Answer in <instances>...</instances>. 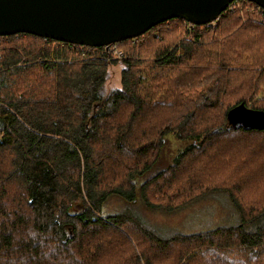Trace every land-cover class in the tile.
<instances>
[{
	"label": "trees",
	"instance_id": "obj_1",
	"mask_svg": "<svg viewBox=\"0 0 264 264\" xmlns=\"http://www.w3.org/2000/svg\"><path fill=\"white\" fill-rule=\"evenodd\" d=\"M119 47L0 35V264H264V129L228 120L264 111V8L173 18ZM169 136L182 148L146 177ZM140 179L169 212L224 191L241 222L164 236L103 212Z\"/></svg>",
	"mask_w": 264,
	"mask_h": 264
},
{
	"label": "water",
	"instance_id": "obj_2",
	"mask_svg": "<svg viewBox=\"0 0 264 264\" xmlns=\"http://www.w3.org/2000/svg\"><path fill=\"white\" fill-rule=\"evenodd\" d=\"M234 0H0V35L31 33L101 47L143 35L180 18L212 23ZM264 8V0H248ZM233 127L264 129V111L244 104L228 113ZM215 132L218 129L214 130Z\"/></svg>",
	"mask_w": 264,
	"mask_h": 264
},
{
	"label": "rangeland",
	"instance_id": "obj_3",
	"mask_svg": "<svg viewBox=\"0 0 264 264\" xmlns=\"http://www.w3.org/2000/svg\"><path fill=\"white\" fill-rule=\"evenodd\" d=\"M122 66L123 64L110 66L111 81L114 84L119 83ZM182 146L183 144L174 140L173 136L167 137L158 161L153 166L152 171L146 174V177L151 172L165 168ZM138 182L134 189L136 192L133 201L130 202L127 196V199L124 197L109 198L105 201L103 212L105 214L127 215L164 236L192 234L218 227L233 226L241 222L240 203L230 198L224 191L212 192L184 207L169 212L155 206L156 203L151 199L147 187L143 189L141 186L144 179H140ZM132 191H126L125 195H129Z\"/></svg>",
	"mask_w": 264,
	"mask_h": 264
},
{
	"label": "built area",
	"instance_id": "obj_4",
	"mask_svg": "<svg viewBox=\"0 0 264 264\" xmlns=\"http://www.w3.org/2000/svg\"><path fill=\"white\" fill-rule=\"evenodd\" d=\"M238 3H240V0H234L232 3L229 4V6H228L227 8H229V9H234V7H235ZM257 5H258V4H257ZM227 8H226V9H227ZM226 9H225V10H226ZM218 20H219V19H218ZM218 20H216V21H218ZM216 21H214V22H212V23H208V24H212V25H214ZM119 44H120V42L112 43V44H110V45H105V46H103L104 51H105L107 54L110 55L109 57H113V58H123V57L125 56V52H124L123 49H121V48L119 47ZM83 47H84V46H83ZM89 47H92V46H89Z\"/></svg>",
	"mask_w": 264,
	"mask_h": 264
}]
</instances>
